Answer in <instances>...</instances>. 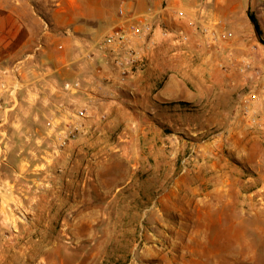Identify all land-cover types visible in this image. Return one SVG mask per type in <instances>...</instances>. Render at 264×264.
I'll return each mask as SVG.
<instances>
[{
    "label": "crops",
    "instance_id": "1",
    "mask_svg": "<svg viewBox=\"0 0 264 264\" xmlns=\"http://www.w3.org/2000/svg\"><path fill=\"white\" fill-rule=\"evenodd\" d=\"M22 1L31 10L26 15L36 17L33 23H42L43 48L39 66L23 72L21 90L5 113L0 264H14L39 245L60 250L67 239L80 238L79 227H103L97 232L101 235L104 227L113 226L120 236L116 240L122 242L126 235L133 239L138 257H155L145 238L156 211L165 222L172 220L169 213H176L188 226L209 227L215 223L214 212L235 204L234 158L257 169L259 185L248 186V258L252 263L264 257V248L256 245L257 238L264 242V164L258 169L248 162L254 152L264 163V131L249 127L237 109L253 74L240 72L225 55L233 50L248 56V47L233 30L226 31V41L218 38L213 45L205 44L201 34V25L215 22L220 1L117 0L113 8L108 4L115 0ZM34 1L45 18L32 10ZM46 2L50 5L43 8ZM19 8L9 10L11 18L26 16ZM149 9L160 11L171 34H185L187 43L179 47L159 29L152 32L151 47L134 39L133 46L147 53V62L123 84L102 54L93 62L83 58V40L94 41ZM231 10H240L236 1ZM18 27L13 26L29 30L23 22ZM18 48L25 56L31 51L28 42ZM65 81L78 82L80 89L63 94ZM59 101L85 108L89 117L85 131L57 151L53 133L70 118L57 108ZM39 115L47 121L29 138L28 121ZM201 230H189L188 240L205 245L210 236Z\"/></svg>",
    "mask_w": 264,
    "mask_h": 264
},
{
    "label": "rangeland",
    "instance_id": "2",
    "mask_svg": "<svg viewBox=\"0 0 264 264\" xmlns=\"http://www.w3.org/2000/svg\"><path fill=\"white\" fill-rule=\"evenodd\" d=\"M219 10L215 13V22L211 21L208 24L199 25L200 28L209 26L215 29L220 27L222 33L226 38L221 39L226 41L229 36L226 31L233 30L238 36L241 43H246L248 47V56L242 54L236 55L233 50L225 52L228 62L230 60L237 65V63L249 60L256 66H264V45L260 43L254 33L253 26L247 16V6L249 3V12H252L255 16L259 27L262 32V38L264 42V0H219ZM236 1L239 6L237 14L233 13L232 3ZM117 0L108 4L109 8H113V4H116ZM212 3V2H211ZM50 5L48 2L43 3V8ZM12 7H20L21 12H30V9H26L25 3L22 0H0V66H9L18 61L26 59V52L22 55L18 46L22 47L23 44L29 43L31 51L38 41L43 42L41 37L40 24L33 23L36 18L32 13H28L25 17L20 19H13L10 17L9 10ZM39 2H33L32 10L42 18H45L41 13ZM31 14V16H29ZM30 17V18H29ZM27 24L29 30H15L14 25L20 23ZM40 23V22H39ZM205 44L209 41L204 38ZM207 39V40H206ZM218 40V38L216 39ZM210 42V45L216 42ZM29 51V52H31ZM20 55H22L20 57ZM39 55V54H38ZM38 55L36 57L37 65ZM33 65L32 61L26 60L23 72L27 68H37ZM251 73V72H249ZM248 76V89L254 88L257 80L253 76V83ZM264 78L260 81L259 88H262ZM251 84V86H250ZM247 89V90H248ZM21 90V89H20ZM19 90V91H20ZM246 90V91H247ZM245 91V92H246ZM37 107H42L41 104H33ZM241 115V114H240ZM49 117V116H48ZM47 117V118H48ZM242 117V116H241ZM244 119V118H243ZM245 120V119H244ZM46 118L41 117L34 119L30 118L28 121V129L26 136L31 138L35 134L41 132V124L46 123ZM246 121V120H245ZM248 125V124H247ZM249 126V125H248ZM251 127V126H249ZM39 129L36 130V129ZM253 128V127H251ZM6 136H8V129L6 128ZM34 143V142H33ZM259 150H261L259 148ZM260 155L256 156V153L248 156V162H252L261 167L262 161ZM231 164L236 169V174L233 180L236 182V198L233 199V204L229 209H221L213 213L215 223L212 226H188L187 223L179 222L178 214L167 212L168 216L172 219L170 222L164 221V215L158 214L156 211L153 214L152 222L154 225L150 226L149 230L151 234L145 238L150 243L151 249L156 253L155 257H138L135 253L134 241L131 237L126 235L122 242L116 240L120 236H116L113 226L104 227L108 234H97L98 230H103V227H79L78 234L80 238L74 240L72 238L67 239L68 242H64L65 247H60V250L46 249L42 246L35 250H28L24 256L19 259H14V264H264V257H257L253 259L254 262H250L252 259L248 258V233L251 232L248 227V186L254 188L258 186L254 176L257 173V169L253 170L251 166L246 164L240 159L234 158ZM262 170V169H261ZM107 179L105 180V183ZM182 215V214H181ZM98 228V229H97ZM205 232L208 230L210 240L202 245L195 239L188 240L189 230H201ZM202 231V230H201ZM87 232V233H86ZM200 232V231H199ZM191 234V233H190ZM253 233H251L252 235ZM197 236V235H196ZM152 237H155L152 239ZM256 237V236H254ZM197 238V237H195ZM258 239V240H257ZM256 245L264 248V242L257 238ZM263 243V244H262ZM262 245V246H261ZM191 249L204 250L201 254L198 252H190ZM166 251V252H165ZM119 255V256H118Z\"/></svg>",
    "mask_w": 264,
    "mask_h": 264
},
{
    "label": "built area",
    "instance_id": "3",
    "mask_svg": "<svg viewBox=\"0 0 264 264\" xmlns=\"http://www.w3.org/2000/svg\"><path fill=\"white\" fill-rule=\"evenodd\" d=\"M119 15H124L123 8L118 9ZM178 17H183V11H177ZM159 29L162 34L172 35L173 42L179 47L187 43L188 37L183 33L171 34L163 22V16L160 11L149 9L137 19L125 18L123 21L111 27L104 35L94 41L83 40L85 47L83 58L93 62L102 54L106 63L116 71L118 81L123 84L126 79L134 74L140 68H143L147 62V53L141 54L132 44L134 39L143 41L144 45L152 46V32ZM201 34L207 38V44L215 41L217 38L225 39V34H216L214 29L209 26L201 28ZM206 39V40H207ZM43 48V42L38 41L31 52L26 55V59L18 61L9 66H0V145L6 138V111L8 104L13 103L17 92L22 86V70L26 60L32 61L37 66L36 57ZM58 46V49H61ZM230 64H234L230 60ZM237 68L242 73L251 72L257 83L254 88L248 89L243 99L238 104L237 109L247 124L253 128L264 131V91L258 87L260 81L264 78V66H256L251 61L245 60L237 63ZM60 91L65 94H72L80 89L78 82L65 81L60 87ZM57 108L63 115L70 117L62 123V126L53 133L55 149L63 150L70 141L76 139L85 131V119L89 116L85 108H74L72 104L65 101H59ZM105 119V116H101Z\"/></svg>",
    "mask_w": 264,
    "mask_h": 264
},
{
    "label": "water",
    "instance_id": "4",
    "mask_svg": "<svg viewBox=\"0 0 264 264\" xmlns=\"http://www.w3.org/2000/svg\"><path fill=\"white\" fill-rule=\"evenodd\" d=\"M249 1H250V0H249ZM246 13H247V16H248V18H249V20H250V22H251V24H252V26H253V30H254V33H255V35H256L258 41L264 45V42H263V40L260 38V36H259V34H258V31H257V29H256V27H255L254 21L249 17V3H248V6H247V12H246Z\"/></svg>",
    "mask_w": 264,
    "mask_h": 264
},
{
    "label": "trees",
    "instance_id": "5",
    "mask_svg": "<svg viewBox=\"0 0 264 264\" xmlns=\"http://www.w3.org/2000/svg\"><path fill=\"white\" fill-rule=\"evenodd\" d=\"M249 17L254 21V24H255V27H256V29L258 31V34H259L260 38L263 40V38H262V32H261L260 27H259V25L257 23V20H256V18L253 15L252 12H249Z\"/></svg>",
    "mask_w": 264,
    "mask_h": 264
}]
</instances>
